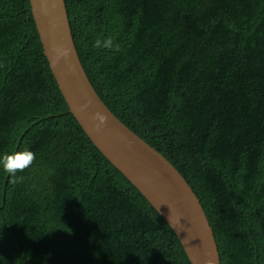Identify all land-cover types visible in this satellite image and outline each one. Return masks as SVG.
<instances>
[{
	"label": "trees",
	"instance_id": "1",
	"mask_svg": "<svg viewBox=\"0 0 264 264\" xmlns=\"http://www.w3.org/2000/svg\"><path fill=\"white\" fill-rule=\"evenodd\" d=\"M95 91L188 182L220 264H264V0H64ZM112 47H95L96 41ZM0 264H189L57 86L29 0H0Z\"/></svg>",
	"mask_w": 264,
	"mask_h": 264
},
{
	"label": "water",
	"instance_id": "2",
	"mask_svg": "<svg viewBox=\"0 0 264 264\" xmlns=\"http://www.w3.org/2000/svg\"><path fill=\"white\" fill-rule=\"evenodd\" d=\"M57 86L94 146L172 228L189 264H220L212 227L195 192L159 151L130 130L102 101L79 59L64 0H29Z\"/></svg>",
	"mask_w": 264,
	"mask_h": 264
},
{
	"label": "clouds",
	"instance_id": "3",
	"mask_svg": "<svg viewBox=\"0 0 264 264\" xmlns=\"http://www.w3.org/2000/svg\"><path fill=\"white\" fill-rule=\"evenodd\" d=\"M110 48L112 41L106 40L103 43L96 41L95 47ZM35 159V154L28 148L13 149L0 153V169H3L13 178V183L18 182L22 177H18L17 173L29 168Z\"/></svg>",
	"mask_w": 264,
	"mask_h": 264
}]
</instances>
